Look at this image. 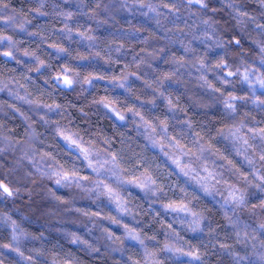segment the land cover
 <instances>
[{
	"label": "clouds",
	"instance_id": "9594fccd",
	"mask_svg": "<svg viewBox=\"0 0 264 264\" xmlns=\"http://www.w3.org/2000/svg\"><path fill=\"white\" fill-rule=\"evenodd\" d=\"M0 264H264V0H0Z\"/></svg>",
	"mask_w": 264,
	"mask_h": 264
}]
</instances>
